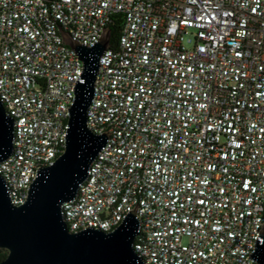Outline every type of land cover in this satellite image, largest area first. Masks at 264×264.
Wrapping results in <instances>:
<instances>
[{
	"label": "built area",
	"instance_id": "obj_1",
	"mask_svg": "<svg viewBox=\"0 0 264 264\" xmlns=\"http://www.w3.org/2000/svg\"><path fill=\"white\" fill-rule=\"evenodd\" d=\"M87 125L106 144L62 207L71 233L135 210L144 264H257L264 230V0H0V163L14 205L65 149L83 65L61 31L96 45ZM191 34L193 47L183 46Z\"/></svg>",
	"mask_w": 264,
	"mask_h": 264
},
{
	"label": "water",
	"instance_id": "obj_2",
	"mask_svg": "<svg viewBox=\"0 0 264 264\" xmlns=\"http://www.w3.org/2000/svg\"><path fill=\"white\" fill-rule=\"evenodd\" d=\"M61 35L83 65L82 81L69 108L65 149L52 166L39 170L21 205L12 203L0 176V249L8 253L0 264H144L133 247L139 228L135 210L109 233L97 229L71 233L64 223L63 205L77 196L90 164L108 139V134L97 135L88 127L87 111L111 31L105 28L93 47L79 44L65 32ZM13 125L0 102V163L12 154ZM260 237L251 258L264 264V230Z\"/></svg>",
	"mask_w": 264,
	"mask_h": 264
},
{
	"label": "trees",
	"instance_id": "obj_3",
	"mask_svg": "<svg viewBox=\"0 0 264 264\" xmlns=\"http://www.w3.org/2000/svg\"><path fill=\"white\" fill-rule=\"evenodd\" d=\"M123 22L121 19V16H116L111 24L109 25V29L111 31L110 35V48H116L117 42L120 37L121 31H122ZM7 251L4 249H0V263L3 262L7 257Z\"/></svg>",
	"mask_w": 264,
	"mask_h": 264
},
{
	"label": "rangeland",
	"instance_id": "obj_4",
	"mask_svg": "<svg viewBox=\"0 0 264 264\" xmlns=\"http://www.w3.org/2000/svg\"><path fill=\"white\" fill-rule=\"evenodd\" d=\"M193 44H194V39L191 34H188L187 36L184 37V40H183L184 48L190 49L193 47Z\"/></svg>",
	"mask_w": 264,
	"mask_h": 264
}]
</instances>
